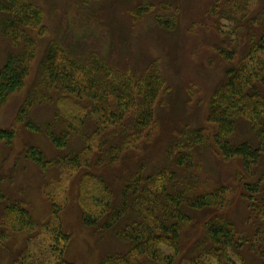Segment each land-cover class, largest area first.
<instances>
[{
	"label": "trees",
	"instance_id": "1",
	"mask_svg": "<svg viewBox=\"0 0 264 264\" xmlns=\"http://www.w3.org/2000/svg\"><path fill=\"white\" fill-rule=\"evenodd\" d=\"M234 1L236 4L231 2L229 8H238ZM152 8L153 4L145 3L132 12L141 17ZM225 13L230 18L229 11ZM259 15L264 20V5ZM43 17V10L32 0H0V35L9 42L0 67V109L24 85L36 55L34 31L46 29ZM155 21L167 30L174 24L170 17L155 16ZM232 38L216 47L228 65L208 102V125L192 130L184 127L166 149L173 168L162 167L143 175L141 163L122 179L117 196L99 175L88 171L81 174L77 200L82 206V224L97 235L110 230L127 243L125 252L106 255L100 264H143L144 257L159 264H174L182 232L194 220L185 209L224 207L226 186L200 190L198 180L187 172L193 167L199 169L195 159L207 139L211 138L224 158H239L242 170L250 177L256 176L255 170L262 163L264 166V24L259 36L245 48ZM164 90V78L155 65L142 74L128 75L115 71L96 54L76 55L55 38L48 40L35 83L15 122L31 132L43 133L57 149L66 148L74 138H79L81 146L50 159L35 146L25 150L27 160L44 172L56 169L59 175L43 186L50 202L49 219L44 223L36 222L22 201L6 200L0 243L9 231L27 234L25 246L12 264H74L64 258L70 234L63 229L59 215L66 201L65 196L64 201L59 199L65 193L62 181L82 169L113 165L124 151L149 140L155 127V103ZM46 103L54 105L49 120L39 123L29 118L34 107ZM239 121L246 123L255 143L236 140ZM14 137L13 127L0 128V144H10ZM243 188L250 217L260 221L253 237L241 235L224 216L212 215L204 220L202 234L178 264H245L243 249L247 245L258 264H264V168L253 181H244ZM164 246L173 253H167Z\"/></svg>",
	"mask_w": 264,
	"mask_h": 264
},
{
	"label": "rangeland",
	"instance_id": "2",
	"mask_svg": "<svg viewBox=\"0 0 264 264\" xmlns=\"http://www.w3.org/2000/svg\"><path fill=\"white\" fill-rule=\"evenodd\" d=\"M32 1L43 10L46 29L41 33L35 29L36 55L29 74L23 87L10 95L0 109V128L13 127L15 130L10 144H0V193L3 195V199H0V222L6 200L22 201L38 223L49 219V196L44 193L43 186L46 181L59 175L58 170L44 172L33 161L27 160L24 153L29 146L39 148L47 159L81 146L79 138H74L66 148L57 149L43 133L31 132L22 123L15 122L20 106L35 83L50 38L75 50L76 55L96 54L115 71L128 75L142 74L155 65L165 81V90L155 103V127L149 140L141 141L136 149L124 151L113 165L82 169L67 181H62L61 190L64 189L65 195L61 193L59 199L64 201L62 198L65 196L66 201L59 215L63 229L70 234L64 258L74 264H100L106 255L125 252L127 243L110 230L97 235L93 228L82 224V206L77 200L81 174L88 171L99 175L117 196L122 179L141 163L144 164L143 175L154 173L162 167L173 168L167 160L166 149L177 132L184 127L192 130L208 125V102L223 80V71L228 65L218 55L217 45L233 37L237 38L241 48H245L253 37H258L264 24L259 15L264 0H236L237 9L229 8L231 2L235 3L234 0ZM145 3L153 4L152 10L136 17L132 10ZM228 11L230 18L224 16ZM155 16L172 18V29L159 26ZM8 48L9 42L0 35V67ZM53 108L54 105L49 103L37 105L30 111L29 118L44 123L50 119ZM235 137L237 141L249 139L256 142L243 121L238 122ZM95 158L94 155L92 162ZM195 164L199 169L193 167L187 172L198 180L199 189L212 190L218 185L226 186V203L220 210L185 209L194 220L182 232L181 249L174 264H178L181 256L188 254L191 243L203 232L202 223L212 215H222L231 220L236 231L249 238L253 237L255 228L260 224L259 220L250 217L248 201L243 195V182L253 181L261 174L263 163L255 170L256 176L250 177L242 170L239 158H224L209 138L200 148ZM26 236L25 232L7 233V239L0 243V264L17 261L25 246ZM162 249L173 253L165 246ZM243 254L245 264H258V258L248 250V245L244 247ZM142 261L143 264H159L146 257Z\"/></svg>",
	"mask_w": 264,
	"mask_h": 264
}]
</instances>
